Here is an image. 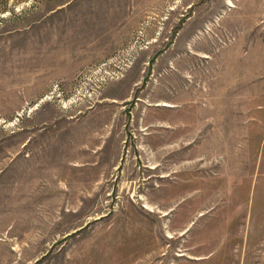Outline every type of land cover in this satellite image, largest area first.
Segmentation results:
<instances>
[{
    "label": "rangeland",
    "instance_id": "rangeland-1",
    "mask_svg": "<svg viewBox=\"0 0 264 264\" xmlns=\"http://www.w3.org/2000/svg\"><path fill=\"white\" fill-rule=\"evenodd\" d=\"M0 264H264V0H0Z\"/></svg>",
    "mask_w": 264,
    "mask_h": 264
},
{
    "label": "crops",
    "instance_id": "crops-1",
    "mask_svg": "<svg viewBox=\"0 0 264 264\" xmlns=\"http://www.w3.org/2000/svg\"><path fill=\"white\" fill-rule=\"evenodd\" d=\"M164 106V105H163ZM166 106H168V105H166Z\"/></svg>",
    "mask_w": 264,
    "mask_h": 264
}]
</instances>
